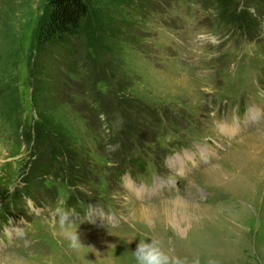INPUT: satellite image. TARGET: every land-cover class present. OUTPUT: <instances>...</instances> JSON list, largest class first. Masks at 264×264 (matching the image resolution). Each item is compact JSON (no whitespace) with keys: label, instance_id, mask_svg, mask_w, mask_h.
Instances as JSON below:
<instances>
[{"label":"rangeland","instance_id":"obj_1","mask_svg":"<svg viewBox=\"0 0 264 264\" xmlns=\"http://www.w3.org/2000/svg\"><path fill=\"white\" fill-rule=\"evenodd\" d=\"M46 3L0 0V236L18 245L0 238V264H136L150 235L202 264H264V0H88L60 61L36 40ZM229 104L262 125L216 129ZM147 163L158 190L137 197Z\"/></svg>","mask_w":264,"mask_h":264},{"label":"trees","instance_id":"obj_2","mask_svg":"<svg viewBox=\"0 0 264 264\" xmlns=\"http://www.w3.org/2000/svg\"><path fill=\"white\" fill-rule=\"evenodd\" d=\"M46 6V16L36 37L38 45L49 49L59 61L75 56L78 52L73 47L72 38L78 34L83 19L89 15L88 0H47Z\"/></svg>","mask_w":264,"mask_h":264},{"label":"clouds","instance_id":"obj_3","mask_svg":"<svg viewBox=\"0 0 264 264\" xmlns=\"http://www.w3.org/2000/svg\"><path fill=\"white\" fill-rule=\"evenodd\" d=\"M56 216L61 227L71 223V213L63 206L57 208ZM65 234L70 241L71 247L78 248L82 245L77 234V229ZM133 255L136 264H202L199 255L192 257L182 256L175 252L158 235H150L139 239ZM208 264H215V262L210 260Z\"/></svg>","mask_w":264,"mask_h":264},{"label":"bare ground","instance_id":"obj_4","mask_svg":"<svg viewBox=\"0 0 264 264\" xmlns=\"http://www.w3.org/2000/svg\"><path fill=\"white\" fill-rule=\"evenodd\" d=\"M192 154V153H191ZM215 169H216V167H214V170H211V171H214L215 172ZM180 199V198H179ZM174 201V200H173ZM176 201H177V199H176ZM141 211V212H140ZM146 211H148V210H146V208L145 207H137L136 208V212L137 213H139V214H143V213H145ZM201 212V211H200ZM202 213V212H201ZM149 215V214H148Z\"/></svg>","mask_w":264,"mask_h":264}]
</instances>
